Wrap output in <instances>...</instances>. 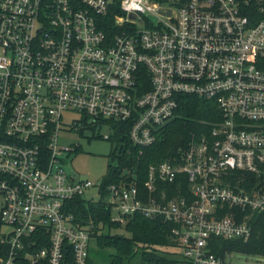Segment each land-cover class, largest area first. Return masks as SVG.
<instances>
[{
  "label": "built area",
  "instance_id": "obj_1",
  "mask_svg": "<svg viewBox=\"0 0 264 264\" xmlns=\"http://www.w3.org/2000/svg\"><path fill=\"white\" fill-rule=\"evenodd\" d=\"M0 0V264H90L92 225L67 202L95 184L68 169L61 130L129 121L158 139L185 94L219 119L136 180L109 184L112 220L171 222L181 263L227 264L212 237L242 238L264 212V0ZM118 32L110 37L104 24ZM113 131V128H109ZM170 183L169 193L164 183Z\"/></svg>",
  "mask_w": 264,
  "mask_h": 264
},
{
  "label": "trees",
  "instance_id": "obj_2",
  "mask_svg": "<svg viewBox=\"0 0 264 264\" xmlns=\"http://www.w3.org/2000/svg\"><path fill=\"white\" fill-rule=\"evenodd\" d=\"M254 2L252 0L254 10ZM104 29L112 37L118 32L108 17ZM219 119V109L214 101L185 94L177 114L158 131V139L151 145L140 147L132 142L129 135V121H109V141L112 150L108 168L102 179L101 192L104 196L109 184L124 179L136 180L144 189V179L150 164L170 158L186 148L193 135L209 133L213 123ZM92 129L95 132L94 126ZM84 133V132H82ZM79 147L76 151H80ZM164 188L174 192V187L165 182ZM103 196L87 199L77 195L67 202L68 211L81 226L92 225L93 243L90 248V264H131L136 253H140L142 264H189L181 263L175 255L177 242L172 232V223L162 218H152L140 213L134 214L125 224L113 221L112 212ZM252 235L242 238L212 237L211 244L216 254L226 258L239 252L264 258V212L254 213L251 217ZM124 229L128 234L116 231ZM114 230V231H113ZM95 253V254H94ZM98 253L99 255H96Z\"/></svg>",
  "mask_w": 264,
  "mask_h": 264
},
{
  "label": "rangeland",
  "instance_id": "obj_3",
  "mask_svg": "<svg viewBox=\"0 0 264 264\" xmlns=\"http://www.w3.org/2000/svg\"><path fill=\"white\" fill-rule=\"evenodd\" d=\"M110 132L108 127H102L101 133ZM61 144L79 145L80 151L73 153L68 163V169L73 173L77 172L80 176L88 177L95 182L96 185L91 187L87 192V197L93 199L99 198L98 186L101 179L107 172L109 155L112 150V144L107 138H99L98 133L92 129H87L83 134L77 130H61L59 135ZM114 231V230H113ZM116 231L128 234L124 229ZM96 245L93 243L92 248ZM95 254V253H94ZM96 255H99L96 253ZM141 254L136 253L131 264H142L140 260ZM263 257L249 255L245 253L234 252L228 256L227 264H261L264 262Z\"/></svg>",
  "mask_w": 264,
  "mask_h": 264
},
{
  "label": "crops",
  "instance_id": "obj_4",
  "mask_svg": "<svg viewBox=\"0 0 264 264\" xmlns=\"http://www.w3.org/2000/svg\"><path fill=\"white\" fill-rule=\"evenodd\" d=\"M264 260V259H263ZM261 264H264V262L263 263H261Z\"/></svg>",
  "mask_w": 264,
  "mask_h": 264
}]
</instances>
